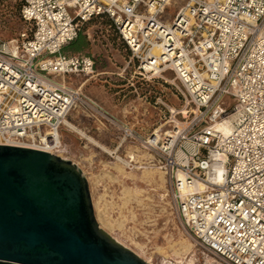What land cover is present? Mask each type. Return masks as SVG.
<instances>
[{"label": "built area", "instance_id": "obj_1", "mask_svg": "<svg viewBox=\"0 0 264 264\" xmlns=\"http://www.w3.org/2000/svg\"><path fill=\"white\" fill-rule=\"evenodd\" d=\"M170 1L25 0L26 30L0 43V145L57 155L77 105L116 125L51 78L95 74L92 57L64 48L84 24L108 17L132 81H162L181 99L177 109L158 98L169 116L147 139L123 129L160 161L186 234L217 264H264V0H186L162 23Z\"/></svg>", "mask_w": 264, "mask_h": 264}, {"label": "rangeland", "instance_id": "obj_2", "mask_svg": "<svg viewBox=\"0 0 264 264\" xmlns=\"http://www.w3.org/2000/svg\"><path fill=\"white\" fill-rule=\"evenodd\" d=\"M21 4L22 0H0L1 44L17 41L20 34L26 30V25L20 21V13L24 5L21 7ZM186 4V0H171L161 12L159 20L166 24L172 23L177 12ZM86 24L81 28V32L83 41L88 42L89 45L83 46L80 52L66 50L64 53L92 57L95 61V74L67 75L66 85L97 102L116 125L107 119L93 117L91 112L80 105L74 109L78 108L86 113V117L81 120L83 123L79 126L72 121H79L74 109L69 114L68 120L96 141L98 138L92 135L90 129L95 124L103 127L104 131L101 134L107 139L103 145L99 144L111 153L93 145L78 133L62 127L61 139L64 150L58 156L76 164L86 177L99 226L143 260L149 264H217V260L193 242L183 229L171 200L166 175L164 183L160 176V179L156 177V182L147 181L151 178L153 180L158 171L146 175L147 171L140 168L142 165L128 156V152L134 149L133 147H138L144 151L143 153L154 156L134 138H126L123 128L132 129L137 138L147 139L156 128L165 123L169 116L165 108L157 103L158 98L177 109L181 107L182 102L175 88L162 81H156L139 90L145 106L143 123L135 117L128 119L124 112L114 115L108 106L111 103L116 105L117 98L129 104L138 97L134 92L130 93L133 87L123 79V77L129 78L130 71L127 70L123 74V70L129 61L130 53L109 21L94 20ZM89 35L92 41L89 40ZM112 64L120 69L118 72L123 77L104 74L96 77V80L89 79L95 78L99 69H107ZM166 77L174 79L172 73L166 74ZM51 78L56 80L53 76ZM86 80L90 81L83 86ZM94 87L102 89L104 95L93 93ZM117 92H120L119 96L116 95ZM125 95L127 96L123 98ZM114 166L118 172L119 169L124 168V173L119 172V174ZM125 171L137 175V179L122 176L127 175ZM107 222L110 223L111 228L106 225ZM186 246L188 250L185 249Z\"/></svg>", "mask_w": 264, "mask_h": 264}, {"label": "water", "instance_id": "obj_3", "mask_svg": "<svg viewBox=\"0 0 264 264\" xmlns=\"http://www.w3.org/2000/svg\"><path fill=\"white\" fill-rule=\"evenodd\" d=\"M0 264H149L103 230L79 168L0 145Z\"/></svg>", "mask_w": 264, "mask_h": 264}, {"label": "crops", "instance_id": "obj_4", "mask_svg": "<svg viewBox=\"0 0 264 264\" xmlns=\"http://www.w3.org/2000/svg\"><path fill=\"white\" fill-rule=\"evenodd\" d=\"M92 38H91V36L89 35V40L90 41H92L91 40ZM74 55H81V54H74ZM126 67V66H125ZM125 69V68H124ZM120 69L119 68H117L116 67V65L115 64H112L111 66H109L107 69H104V70H102V69H99L98 70V74L96 75V76H94L95 78H89L90 80L91 79H95L96 80V77H99L100 75H104V74H109V75H114V74H116V75H119V76H121V77H123L122 76V74H120L118 71H119ZM129 71H130V74H129V78H124L123 77V79L124 80H126L130 85H131V87H133V88H131V92L130 93H132V92H134L135 94H137L138 95V97H136V99H134V100H132L129 104H126V103H124L123 101L121 102L120 101V98H117L118 99V101H116L117 103H116V105H115V103H111L110 104V106H108V108L112 111V113L114 114V115H119V113L120 114H122L123 112L125 113V116L128 118V119H131V118H133V117H135V118H137V120H140V121H142V123L144 122L143 121V116H144V103H143V98L141 97V95H140V93H139V90L140 89H142V88H144V86L145 85H147L148 86V84H143V83H140V82H138V81H132V79H131V76H132V74H133V69H129ZM127 72V71H126ZM125 72H124V70H123V74H124ZM88 76V75H87ZM56 80H54V81H56L57 83H59V84H62V85H64V86H66L67 88H69V89H72V88H70L69 86H67L66 85V76H53ZM90 80H86L85 82H84V84H83V86H85ZM134 84V86H132ZM94 92L93 93H95L96 95H98V94H101V96H103L104 94H103V90L102 89H97L96 87H94V90H93ZM119 93L120 92H117L116 93V95L117 96H119ZM136 95V96H137ZM127 95H125L123 98H125ZM133 97H134V95H133ZM118 104V105H117ZM74 112H76L77 113V115H78V119H79V121L78 120H72L73 122H76L77 124H79V126L83 123L81 120L82 119H84V117H86V113H85V115H83V112H81L78 108H76V109H74ZM124 115V114H123ZM122 116V115H121ZM95 124V123H94ZM141 127H142V125H141ZM141 129V128H140ZM92 131V135L93 136H95L96 138H98V143H100L101 145H103L104 144V142H105V140L107 139V137H102V134H101V132L102 131H104V129H103V127H101V126H99L98 124H95L93 127H91V129H90V132ZM134 149H131V151L130 152H128V156H129V158L130 159H132L133 161H135L137 164H140V165H142L141 167H143L142 169H144V170H152L153 168V170H155L156 169V171H158V173H161L162 175H163V177H164V179H165V172L160 168L161 167V163H160V161L155 157V156H153V155H151V154H149V153H143L144 151H142L140 148H138V147H133ZM63 150H64V146H63ZM132 156H134V159L132 158ZM137 161H136V160ZM74 164V163H73ZM76 165V164H75ZM144 165V166H143ZM77 166V165H76ZM78 167V166H77ZM122 167V166H121ZM123 168V167H122ZM114 169L117 171V169L115 168V166H114ZM124 169V168H123ZM80 170V169H79ZM125 170V169H124ZM81 171V170H80ZM82 172V171H81ZM118 172V171H117ZM126 172V171H125ZM119 173V172H118ZM127 173V172H126ZM83 174V173H82ZM120 174V173H119ZM122 175V174H121ZM132 175V176H131ZM83 176H84V174H83ZM122 176H127V177H130V178H134V177H136L137 175H134V174H129V173H127V175H122ZM85 177V176H84ZM142 177H143V175H142ZM158 179H160L159 178V175L158 174H155V176L153 177V180H152V178L151 179H149V180H147V181H152V182H156L157 181V178ZM85 179H86V177H85ZM136 179H137V177H136ZM144 180V179H143ZM160 181V180H159ZM164 182H165V180H164ZM163 182V183H164ZM162 183V182H161ZM88 184V183H87ZM88 189H89V187H88ZM131 190V189H130ZM132 191H134V190H132ZM90 192V191H89ZM135 193H137L136 191H134ZM91 196V195H90ZM137 196H138V198H139V195L137 194Z\"/></svg>", "mask_w": 264, "mask_h": 264}, {"label": "bare ground", "instance_id": "obj_5", "mask_svg": "<svg viewBox=\"0 0 264 264\" xmlns=\"http://www.w3.org/2000/svg\"><path fill=\"white\" fill-rule=\"evenodd\" d=\"M62 77V76H61ZM169 80H171V79H169ZM171 81H174V80H171ZM63 127L66 129H69V130H71V131H73V132H76V133H78L79 135H81L83 138H86L90 143H92L93 145H95V146H98L99 148H102L103 150H105V151H107V152H110L107 148H105V147H103V146H101L96 140H94L93 138H91V137H89L88 135H86L83 131H81L80 129H78L75 125H73L69 120H68V118H66L65 120H64V125H63ZM231 126L230 125H227V124H225V125H223V126H221V129L225 132V133H227V132H229V131H231ZM60 137H61V134H60ZM60 142H61V144H62V146H63V142H62V139L60 138ZM37 149V148H36ZM37 150H41V151H45V152H49V153H51L49 150H46V149H37ZM63 151V148H62V150L60 151V152H62ZM111 153V152H110ZM53 154V153H52ZM58 155H60V153H58L56 156H58ZM58 157H60V156H58ZM60 158H62V159H64V160H66L65 158H63V157H60ZM132 158L134 159V156H132ZM136 160V159H135ZM137 161V160H136ZM140 168H143V167H140ZM119 169V168H118ZM154 169V168H153ZM151 170V171H148V170H146L147 172H146V175L147 174H154V173H156V169L155 170ZM119 172L120 173H124V171H123V169H119ZM158 173V172H157ZM159 174V176H160V178H161V180H162V182H164V177H163V175L161 174V173H158ZM144 176V175H143ZM146 178V177H145ZM134 195V194H133ZM136 198V197H135ZM137 199V198H136ZM106 225L108 226V227H110V223H106ZM111 228V227H110ZM185 249L186 250H188V246H186L185 247ZM215 262V261H214Z\"/></svg>", "mask_w": 264, "mask_h": 264}, {"label": "trees", "instance_id": "obj_6", "mask_svg": "<svg viewBox=\"0 0 264 264\" xmlns=\"http://www.w3.org/2000/svg\"><path fill=\"white\" fill-rule=\"evenodd\" d=\"M24 2H25V0H22L21 7H22V5L24 4ZM21 7H20V9H21ZM20 11H21V10H20ZM94 20H100V21L107 20V21H109L110 24H111V27L114 29V31L116 32V34H118L117 31L115 30V27H114V25H113V22H112L108 17L101 16V17L94 18L92 21H94ZM20 21L23 22V24H25L24 21H23V19H22V17H21V13H20ZM92 21H90V22H92ZM90 22H88V23H90ZM86 25H87V24H86ZM118 36H119V35H118ZM120 41H121V40H120ZM121 42H122V41H121ZM122 44L124 45L123 42H122ZM87 45H89V43H88V42L85 43V42L83 41L82 32L80 31V34H79V36H78V39H77L76 41L72 42L71 44H69L67 47H65V48H64V51H66V50H74V51H78V52H80V50L83 48V46H87ZM124 46H125V45H124Z\"/></svg>", "mask_w": 264, "mask_h": 264}]
</instances>
